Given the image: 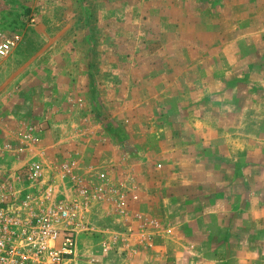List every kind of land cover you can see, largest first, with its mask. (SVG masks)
<instances>
[{
    "label": "rangeland",
    "instance_id": "374dc122",
    "mask_svg": "<svg viewBox=\"0 0 264 264\" xmlns=\"http://www.w3.org/2000/svg\"><path fill=\"white\" fill-rule=\"evenodd\" d=\"M218 4L217 0H0V39L2 34L21 36L13 51L0 57V188L22 196L25 187L14 173L32 161L42 162L59 201H73L74 179L84 178L89 204L81 206L79 214L100 231L120 232L130 223L128 256L133 257L142 251L141 233L148 228L137 220L141 205L152 211L154 207L160 225L151 226L149 246L160 245L167 256L172 240L179 252L192 244L184 235L187 222L169 219L174 207L164 201V190L157 192L154 185L158 179L167 181L177 166L183 173L184 158L174 162L169 147L171 142L185 147V137L192 136L187 147L195 151L194 166L205 159V165L235 166L237 172L240 168L237 177L243 180L246 174L254 180L251 196L257 197L252 198V209L264 216V205L258 201L264 202V140H233L227 146L201 142V133L217 137L230 131L217 90L233 82L246 92L264 91L259 80L264 76L251 75L256 67L264 69V52L257 54L264 51V44L238 43L243 36L235 26L238 19L223 6L219 11ZM242 13L249 21L251 14ZM235 70L241 77L236 73L229 79L226 72ZM68 82L71 86L65 87ZM61 106L63 114L90 121L61 131ZM46 120L51 125L44 133ZM29 125L35 127V141L21 138ZM9 143L18 152L8 150ZM251 160L256 170L241 176ZM65 161H75L72 172L62 168ZM148 164V171H141ZM192 177L209 182L213 174L197 169ZM128 181L145 184L154 204L143 200L142 194L139 202L127 196L118 204L117 195L109 199L97 191L114 185L135 192L126 187ZM218 231L226 235L227 225ZM256 235L262 251L260 228ZM99 236H80L81 257L101 254Z\"/></svg>",
    "mask_w": 264,
    "mask_h": 264
},
{
    "label": "crops",
    "instance_id": "0c3cea01",
    "mask_svg": "<svg viewBox=\"0 0 264 264\" xmlns=\"http://www.w3.org/2000/svg\"><path fill=\"white\" fill-rule=\"evenodd\" d=\"M217 2H219V11L223 6L225 11L231 12L232 16L238 19V24L235 26L243 30L241 40L240 38L236 40L238 43L255 44L257 46L264 44V0H217ZM192 9L193 11L196 10V8ZM242 12L251 14L249 21L243 20ZM219 27L224 26L221 24ZM247 40H250V43ZM226 43L228 44L229 42ZM263 52L260 51L257 54ZM254 58L263 60V58L253 56L252 59ZM257 65L260 66V63H257ZM236 73L237 77H241V72L237 70L227 71L226 75L231 79L235 77ZM62 75H66V73L61 72ZM251 75L264 76V69L256 67L251 71ZM259 80L264 83V80ZM70 86L71 83L68 82L65 87ZM243 91H245L243 86H238V83L233 82L227 87L217 90L221 99L220 109L225 110V125L230 131H227L224 136L217 137L201 133V142L213 145L219 143L218 145L224 144L227 146L233 140L243 142L247 140L249 142L264 140V91H245L247 94L242 95ZM63 108L64 106H61V131L62 127L81 125L90 119L70 117L68 114H63ZM50 119L53 120L55 118L52 116ZM46 121L42 124L45 129L51 125L50 120ZM206 123H202L203 127H205ZM247 125L250 127L246 128ZM48 130L51 131V128ZM43 132L47 133L48 131L46 129ZM75 134H77L76 131L74 132ZM56 135L60 134L56 133ZM61 138L64 139L62 132ZM184 140L186 142L185 147L177 148L173 142H171L169 147L170 157L173 158L174 162H177L179 157L184 158L182 159L184 175L181 173V166H177L176 172H172L167 181L162 182L158 179L154 188L157 192L163 189V194H165L164 201H169L174 207L173 216L167 218L176 222H182L183 220L187 222L184 235L187 244H192V246H187L186 250L179 252L174 246V240H172L168 255L165 256L164 252H161L162 247L160 245L149 246L152 239L151 234L154 233L151 230H154V228L148 226L147 229H143L146 235L142 239L144 241L142 251L136 252L137 254L134 253L136 255L133 257L131 255L124 258L118 257L114 261L118 262L122 259L128 264H264V257L261 256L264 250L261 251L259 247L261 243H257L256 235L260 228V231H262L261 236L264 237V224L261 223V221H264V216L259 215L256 210L252 209V198L257 197V195L251 196L255 192V185L252 184L254 180L252 181L251 177L245 174L248 172L252 173L253 169L256 170L255 162L251 160L249 167H245V170L242 169L241 176L245 174L243 180L237 177V173H240L241 170L238 168L239 171L237 172L235 166L205 165V159H203L202 163L199 166L197 165L196 168L192 160L195 151L192 150V147H187L188 144H192L193 137L186 136ZM175 144H178L177 137L175 138ZM239 145L242 148L245 147L244 143ZM220 148L222 149L221 146ZM217 149L219 150L218 147ZM203 158H207V156H203ZM145 162L148 163V161ZM148 166L149 164L147 165V170L145 168L146 165L140 170L143 172L148 171ZM159 166L155 165L156 172V169L160 168ZM133 169L135 170V167ZM197 169L200 172L213 174L212 181L206 182L198 179H196L198 181H195L192 174L197 172ZM226 178H230V180L227 181ZM126 184V187L135 191L136 198L134 200L138 199L137 201L139 202L142 194L143 200L146 197L148 201L154 204L152 197L149 195L150 189L145 184L142 185L140 182L132 181H128ZM197 189L199 191L193 193ZM243 189H247L249 192ZM152 193L155 197L154 192ZM243 195H247L250 198L242 199ZM258 201L260 205H264L260 198ZM141 206L143 212H140L141 216L137 219L139 222L152 217L155 219L160 218L154 207V211H152L143 205ZM247 208L249 209L247 210ZM242 209H245L246 212L242 213ZM224 225H227L228 232L226 235H221L218 228ZM177 226L181 228L180 225ZM179 227L177 230H180ZM94 251L92 252L94 253ZM140 256L143 261H139ZM108 261L111 263V258Z\"/></svg>",
    "mask_w": 264,
    "mask_h": 264
},
{
    "label": "built area",
    "instance_id": "2783aa9c",
    "mask_svg": "<svg viewBox=\"0 0 264 264\" xmlns=\"http://www.w3.org/2000/svg\"><path fill=\"white\" fill-rule=\"evenodd\" d=\"M20 38L18 33L2 34L0 57L13 51ZM25 130L21 135L23 140L38 139L33 125ZM7 149L18 152L12 143L7 145ZM61 166L72 172L75 161H65ZM14 176L25 189L22 196H18L17 190L5 193L0 188V264H128L122 259L118 262L114 259L127 257L130 252L128 240L133 231L130 223L120 232L100 231L79 214V208L89 204V188L84 178L74 179L75 199L66 202L55 199L54 182L46 178L41 161H32L17 168ZM97 191L104 194V198L117 195L118 204H122L127 196L136 198L135 192L128 193L114 185ZM159 225L155 218L143 219L141 224L143 228L152 226L155 229ZM144 231L141 241L146 235ZM95 233L100 234L98 244L101 254L81 257L78 247L80 236ZM110 258L111 263L108 261Z\"/></svg>",
    "mask_w": 264,
    "mask_h": 264
}]
</instances>
